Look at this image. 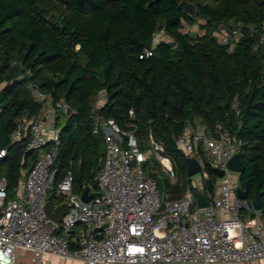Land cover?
I'll use <instances>...</instances> for the list:
<instances>
[{
	"label": "trees",
	"instance_id": "1",
	"mask_svg": "<svg viewBox=\"0 0 264 264\" xmlns=\"http://www.w3.org/2000/svg\"><path fill=\"white\" fill-rule=\"evenodd\" d=\"M182 1L196 6L195 15L179 8ZM198 19L205 22L199 24L203 35L183 33ZM236 24L243 38L230 50L215 30L225 26L232 33ZM263 27L264 0H0V150H6L0 179L9 197L15 198L23 170L39 156L24 141L11 144L17 121L40 110L28 88L33 84L71 108L56 121L52 198L68 172L74 193L82 195L103 167L104 137L93 133L89 119L98 93L105 91L100 114L133 132L142 151L152 137L173 161L174 183L162 176L160 163L145 168L164 198L179 199L189 184L188 158L175 140L199 120L216 136L228 131L242 142L246 168L239 189H248L250 203L262 193L264 218V48L258 46ZM159 31L169 40L163 38L151 57L141 59ZM207 173L204 195L213 194L218 182L215 170ZM97 192L98 187L91 191Z\"/></svg>",
	"mask_w": 264,
	"mask_h": 264
},
{
	"label": "built area",
	"instance_id": "2",
	"mask_svg": "<svg viewBox=\"0 0 264 264\" xmlns=\"http://www.w3.org/2000/svg\"><path fill=\"white\" fill-rule=\"evenodd\" d=\"M246 28L253 36V27ZM163 36L159 31L153 47L140 58L151 57ZM217 38L232 50L243 38V27L236 24L232 33L227 30ZM258 46L264 48V27ZM28 88L41 107L37 114L17 121L11 144L24 141L27 150L39 156L31 169L23 170L15 198L9 197L6 181L0 179V264H48L50 255L81 264H251L264 258V220L251 216L255 211L248 200L238 197V179L227 167L241 153L242 142L228 131L216 136L199 120L188 124L175 145L187 158L197 160L202 171L198 179L189 178L179 199L164 198L144 163L156 158L162 172L175 181L173 161L152 137L150 148L142 151L133 132L100 114L107 103L105 91L98 93L92 116V131L102 134L105 142L103 167L96 177L98 192L84 203L82 195L74 193V176L68 172L52 205L68 203L69 212L60 223L53 222L45 205L56 175V121L71 108L54 102L33 84ZM234 109L239 112L237 104ZM50 142L54 144L46 151ZM5 155L6 150H0V158ZM208 169L225 175L215 193L204 195L199 190L208 179ZM199 194L206 197L207 207H199Z\"/></svg>",
	"mask_w": 264,
	"mask_h": 264
},
{
	"label": "water",
	"instance_id": "3",
	"mask_svg": "<svg viewBox=\"0 0 264 264\" xmlns=\"http://www.w3.org/2000/svg\"><path fill=\"white\" fill-rule=\"evenodd\" d=\"M179 8L182 11L188 13L189 15H195V13H196V6L194 4L186 2V1H182L179 4ZM167 44L169 47L175 46L174 42H168ZM93 120L94 119L92 117L89 119L90 125H92ZM186 163H187L188 178H193L194 176H197L198 174L201 173L202 169H201V166L197 160H195L193 158H188L186 160ZM227 167L231 172L237 173L238 175L243 174L246 167H245V163L243 160L242 153L236 154L228 162ZM215 173H216L218 178H223L225 175L224 172L219 171V170H215ZM96 187H97V183L95 181L94 174H92V179L90 181V184H89L88 188L82 194V201L84 203H88L94 197V194L91 193V191L94 190ZM237 194H238V197L240 199L248 200V197H249L248 189H244V190L238 189ZM261 198H262V193L257 191L254 200L251 202V205L256 212H261V210H262ZM197 201H198L199 207H201V208L208 206V201L206 200V197L204 195H201V194L197 195ZM45 211H46V214L48 215V217L53 222L60 223L63 220V218L67 215V213L69 212V204L63 203L58 207H53L52 196L49 195L47 202H46V205H45Z\"/></svg>",
	"mask_w": 264,
	"mask_h": 264
},
{
	"label": "rangeland",
	"instance_id": "4",
	"mask_svg": "<svg viewBox=\"0 0 264 264\" xmlns=\"http://www.w3.org/2000/svg\"><path fill=\"white\" fill-rule=\"evenodd\" d=\"M199 24H200V25H204L205 22H203L201 19H198V20H197V24H196L195 26H193V27H189V26L185 25V27H184V29H183V33H187V34H191V35H203V34L205 33V31L199 28ZM220 27H221V26H220ZM220 27H218V28L215 30V35H216L217 37H218V35H219V38H220L221 36H223V35L226 33V31H227V29L225 28V26H224V27H221V28H220ZM163 38L166 39V40H169V39H167V38L164 37V36H163ZM64 123H65V121L62 120L61 125L63 126ZM152 161H154V163L151 162V161H148V162H145V163H144V167L146 168V170H147V169H154V168L156 167V163H158V161L156 160V158H153ZM231 175H232L233 178H235V179L238 178V174H237V173L231 172ZM162 176H165V177L169 178V176L166 175V174H164V173L162 174ZM198 178H199V175L193 177V179H198ZM169 179H170V178H169ZM170 181L173 182V183L175 182V181H173V180H171V179H170ZM159 190H160V192H161L162 195H163V193H164V189H163V188H159ZM163 196H164V195H163Z\"/></svg>",
	"mask_w": 264,
	"mask_h": 264
},
{
	"label": "crops",
	"instance_id": "5",
	"mask_svg": "<svg viewBox=\"0 0 264 264\" xmlns=\"http://www.w3.org/2000/svg\"><path fill=\"white\" fill-rule=\"evenodd\" d=\"M220 178H218V182L216 184V188H215V192L218 190L219 188V183H220ZM235 179V178H234ZM238 182H239V175H238ZM202 189L199 190V193H202ZM214 192V193H215ZM203 194V193H202ZM255 211V210H254ZM256 216L258 219H262L264 220V218L261 216V212H256ZM21 253V252H20ZM23 254V253H22ZM28 254L24 253L23 254V257L27 256ZM22 257V258H23ZM47 261H48V264H81L80 262L78 261H75V260H71V259H62L60 257H57V256H53V255H50L47 257ZM218 264H241V263H237V262H231V263H218ZM251 264H264V258L262 259H258V260H254Z\"/></svg>",
	"mask_w": 264,
	"mask_h": 264
},
{
	"label": "bare ground",
	"instance_id": "6",
	"mask_svg": "<svg viewBox=\"0 0 264 264\" xmlns=\"http://www.w3.org/2000/svg\"><path fill=\"white\" fill-rule=\"evenodd\" d=\"M165 163H168L167 161Z\"/></svg>",
	"mask_w": 264,
	"mask_h": 264
}]
</instances>
